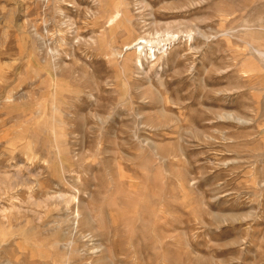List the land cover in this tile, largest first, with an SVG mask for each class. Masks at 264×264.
Segmentation results:
<instances>
[{
    "label": "rangeland",
    "instance_id": "rangeland-1",
    "mask_svg": "<svg viewBox=\"0 0 264 264\" xmlns=\"http://www.w3.org/2000/svg\"><path fill=\"white\" fill-rule=\"evenodd\" d=\"M0 264H264V0H0Z\"/></svg>",
    "mask_w": 264,
    "mask_h": 264
},
{
    "label": "bare ground",
    "instance_id": "bare-ground-1",
    "mask_svg": "<svg viewBox=\"0 0 264 264\" xmlns=\"http://www.w3.org/2000/svg\"><path fill=\"white\" fill-rule=\"evenodd\" d=\"M115 16V15H114ZM117 16V15H116ZM138 43H140V42H138ZM136 44V43H135ZM127 48V47H126Z\"/></svg>",
    "mask_w": 264,
    "mask_h": 264
}]
</instances>
